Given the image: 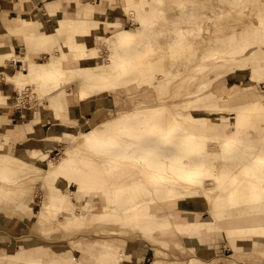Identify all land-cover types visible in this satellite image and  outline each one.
<instances>
[{"label": "bare ground", "instance_id": "obj_1", "mask_svg": "<svg viewBox=\"0 0 264 264\" xmlns=\"http://www.w3.org/2000/svg\"><path fill=\"white\" fill-rule=\"evenodd\" d=\"M123 1L132 14L131 27L119 17H99L103 14L94 12V4L85 2L72 15L60 16L59 1L46 0L51 30L38 17L0 12V34L21 30L29 51L23 56L26 69L0 71V105L9 102L1 91L5 82L18 92L32 83V91L47 98L46 116L26 124L27 140L35 141L22 146L18 125L10 124L9 115L2 120L7 125L0 131L5 217L12 210L44 229L63 213L59 223L65 227L100 224L113 233L138 229L148 236L172 228L186 236L219 229L231 240L255 238L254 252L264 256V0ZM31 3L19 0L16 12H28ZM234 13L241 17L237 25ZM247 13L253 21L242 19ZM54 43L58 53L52 51ZM100 43L107 53L88 62L101 58ZM37 49L48 52L45 60L31 54ZM9 52H0V66ZM247 70L251 75L240 86L218 83ZM74 94L95 109L116 95L115 103L127 99L130 104L84 130L72 123L76 130L44 131L49 118L63 121ZM62 138L68 140L63 154L48 158L42 140ZM38 174L44 189L34 209L30 187ZM22 175L28 182L15 185ZM73 196L85 200L77 209ZM90 197L103 200L99 210H89ZM196 198L207 204L203 215L179 206ZM76 248L87 256L77 259L46 248L35 255L24 248L0 250V264H86L87 257L99 264L119 262L118 247L110 241H78ZM195 259L189 264H197Z\"/></svg>", "mask_w": 264, "mask_h": 264}, {"label": "rangeland", "instance_id": "obj_2", "mask_svg": "<svg viewBox=\"0 0 264 264\" xmlns=\"http://www.w3.org/2000/svg\"><path fill=\"white\" fill-rule=\"evenodd\" d=\"M13 1L14 9H0V12L2 11L5 16L9 14H20L23 17H38L39 23L43 22L45 29L51 30L52 25L51 21L49 20L50 17L48 14H45L48 8L46 0H31L32 8L28 12H25L23 10L16 12V10H19L21 6L19 4V0ZM53 1L56 2L58 0ZM77 1L79 2L76 3ZM84 2L90 3L91 5L94 4V12L103 14V16L100 15L99 17L105 18V20H110V18L113 20L115 17H119V19L122 20V24L124 27H131L132 14L123 8V0H101L100 3H95L98 2V0H60L59 2H57L58 4L56 5L55 10L60 16L64 15L67 12L72 15L74 11H77L83 6V4H85ZM251 9L252 8H249V10ZM253 10L252 12L254 13ZM106 15L111 17H105ZM234 15L236 17L234 24L237 25V23H240L241 17L237 16L235 13ZM242 19L253 21L252 14L249 13H247L246 18ZM3 23L5 24V26H8V28H11L12 26L10 25L8 19L4 20ZM34 26H38V23H35L33 27ZM95 39V36H91L89 38V42H94ZM23 40L25 41V39L22 37L21 30L8 31L6 33L0 34V42L3 44L0 46V52L5 50L10 51L8 54L3 55L4 57L2 58L0 71H5L9 74H13L18 69L24 70L27 68V64L23 59V56H25L29 51L27 48V44ZM99 45L101 48V58H97L95 61L88 62L94 63L100 61L102 59V56L107 53V51L105 50V43H100ZM12 50H14L15 53L11 52ZM57 50L58 44L54 43L52 51L54 53H58ZM35 52H31V54L33 53V55H35L36 59L38 60H45L48 54V52L44 53V50L41 49H37L35 50ZM16 64L17 66L13 67ZM249 75H251V72L249 70L239 71L225 76L223 78V81L220 80L218 83H220L221 87L226 83L231 82H234L237 86H240L248 79ZM67 87L66 88L69 89V86ZM74 88H76L75 85ZM15 90L16 92L12 93L10 91L1 89L3 93L9 95L10 97H8V103L0 105V131H4L7 127V125H5L6 122L2 123V120L5 121L7 119V114H13L14 116L8 117L11 118L10 124L18 125V133L20 135L19 140L21 141V145L24 146L29 143V141H35L34 139H31L29 141L27 140L28 134L26 130V124L34 117L46 116L45 112L43 111V107L46 103L47 98H45L44 100L42 96H40L41 98L38 97V92L32 91L34 90V87L33 84L29 82L24 84L21 92H18L17 89ZM137 92H139L137 93V96H139L143 91L139 90ZM150 96H153V94H151ZM69 97V113L65 112L63 114L65 116L63 121L61 119L59 121H52L51 118H49L48 123L43 126L44 131H46L48 128L51 131H64L71 129L76 130L75 127L71 126L72 123L80 124V128L84 130L94 124L96 121L102 119L103 116H105L107 113H113V111H115L118 106H128L130 104L127 99H121L120 103H115V98L118 97L116 95L114 97H109L108 101L104 105L100 106L101 108L97 106V109H95L94 104L88 105L85 103V101H80L76 98L75 94L70 95ZM38 99L41 101H39ZM39 102H41L42 104ZM28 109L33 110L34 113H24V110ZM81 114L83 115L81 116ZM63 122L67 123L68 126L64 125ZM67 142L68 140L66 138H62L60 141L51 142L42 140L43 150H46V152L48 151V158H55V160H57L63 154V151L65 150V144H67ZM35 162L42 165L45 163L44 161H39V159H37ZM22 174H25V172ZM28 178L29 177H24V175H22V178L20 179L21 181L17 182L15 185H21L25 182H28ZM0 185L7 186L2 181H0ZM43 185L44 177L38 174L35 181L30 187L32 191L31 195L34 200V209H36L40 204L41 192L44 189ZM72 199L75 204V209H77L81 205V203L85 202V200H80L75 196H73ZM89 200V210L92 209L93 206H95V210H99L103 200L101 198L97 199L96 197H90ZM6 202L7 200L0 199V217H2L0 219V248L3 247L5 249L12 250L16 249L18 246L19 248H22L21 244H23V242L21 239L29 238L32 240V242H36V244L40 245H37V249H40L41 246H45L46 249L52 252V254L57 253L60 250L68 251L78 259L80 256L86 254L82 251L77 250L76 242L80 241L82 243L91 244L92 242L96 241H110L116 244V246L118 247V250L116 251V254L119 256L118 264L125 263L124 259L127 253H130L131 256L134 257L133 261L130 262V264H150L154 259L159 260L156 261V264H164L166 262L169 264H186L187 261H190L191 258H196L195 260L197 264H207L206 262H211L212 259L211 255L207 254L208 252L205 246V239L207 236L214 235V233L217 232L221 238L220 246L222 247L223 253L226 255H230L234 259V262L237 261L239 264H245L246 262L249 263L250 261H252V257L257 255V253L254 252L255 248L252 249V247H254V243L257 242V240H254L255 238L244 237L243 239H241V237H235L234 239L232 238L233 240H231V238H227L228 235L225 232L219 229L201 228L197 234L192 236L181 234L173 228L169 229L168 233L159 234L157 236L145 235L142 231H138V229L118 230V233H113V231L105 229V226H102L100 224H87L81 227H65L59 223L63 219V213H58L54 217L55 222L53 221L51 226H47L44 229L42 227L36 228L34 227V224L30 218L23 217V215L20 216L17 213H13L12 210L9 212L10 214L6 218L4 215V212L6 211L4 210V208H1V204H4ZM180 202L181 203H179V206L183 209L194 210L201 215L205 214V212L207 211V204L203 198H196V200L185 199L181 200ZM14 214L17 216H14ZM19 216L20 218H18ZM236 239L238 240L234 244L233 241ZM41 250H44V248H42ZM40 254L43 253L40 251ZM224 258L226 259L227 257ZM161 259L163 260L162 262ZM84 261L86 262V264H99L98 262L94 263V260L90 259L89 257H87V259Z\"/></svg>", "mask_w": 264, "mask_h": 264}, {"label": "crops", "instance_id": "obj_3", "mask_svg": "<svg viewBox=\"0 0 264 264\" xmlns=\"http://www.w3.org/2000/svg\"><path fill=\"white\" fill-rule=\"evenodd\" d=\"M58 1H60V0H58ZM26 8L29 9L28 7H26ZM0 9H7V10L8 9H14V1L13 0H0ZM16 66H17V64L13 67H16ZM1 89L10 91L12 93L16 92L15 88L13 87V85L11 83L5 82ZM7 115L14 116L13 114H7ZM215 233H214V235L207 236L205 239V246H206V249L208 252L207 254L211 255L212 263L213 264H239L237 262H234L233 261L234 259L230 255H226L223 253L222 247L220 246L221 245V242H220L221 238L217 232H215ZM21 240L23 242V244H21L22 248L31 251L33 255H35L36 253H40V251L43 252V250H41V249L46 248L45 246H41L40 249H37L38 244H36V242H32V240L29 238L28 239L23 238ZM38 246H40V245H38ZM253 246L254 247H252V249L255 248V250H258L259 246L257 245V242H255ZM249 248H251V247H249ZM19 249H20L19 246L13 250L12 249H5L3 247L0 248V250H7V251H12V252L18 251ZM224 257H227V258L225 259ZM133 258L134 257H132L130 253H127L126 257L124 259V262H125L124 264H130V262L133 261ZM156 261H159V260L154 259V260H152V262L150 264H156ZM162 261L163 260L161 259V262ZM206 263H209V262H206ZM250 263L251 264H264V256L255 255L252 257V261H250ZM161 264H163V263H161ZM164 264H169V263L166 262ZM186 264H189V261H187ZM245 264H248V263L246 262Z\"/></svg>", "mask_w": 264, "mask_h": 264}]
</instances>
